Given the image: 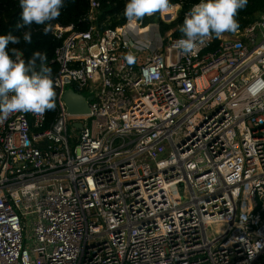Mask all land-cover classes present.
I'll return each instance as SVG.
<instances>
[{
	"label": "built area",
	"instance_id": "2783aa9c",
	"mask_svg": "<svg viewBox=\"0 0 264 264\" xmlns=\"http://www.w3.org/2000/svg\"><path fill=\"white\" fill-rule=\"evenodd\" d=\"M87 3L50 28L53 118L0 123V264H264V14L186 55L189 11L100 28Z\"/></svg>",
	"mask_w": 264,
	"mask_h": 264
},
{
	"label": "clouds",
	"instance_id": "9594fccd",
	"mask_svg": "<svg viewBox=\"0 0 264 264\" xmlns=\"http://www.w3.org/2000/svg\"><path fill=\"white\" fill-rule=\"evenodd\" d=\"M247 3L248 0H202L193 5L179 29L182 37L174 47L181 54L195 55L206 41L220 39L224 33H236L240 28L238 13ZM19 5L22 24L17 27H30L33 23L45 25L47 34L51 22L60 16L63 0H19ZM180 7L171 0H128L123 15L127 24L133 26L146 16L171 14ZM23 39L31 43V32H26ZM10 42L16 44L19 40L11 35H0V123L17 112L43 117L47 111L55 109L56 97L51 69L46 66L47 55L35 52L27 63L22 59L14 61L6 51ZM134 59L132 54L126 56L129 64L134 63Z\"/></svg>",
	"mask_w": 264,
	"mask_h": 264
},
{
	"label": "trees",
	"instance_id": "16d2710c",
	"mask_svg": "<svg viewBox=\"0 0 264 264\" xmlns=\"http://www.w3.org/2000/svg\"><path fill=\"white\" fill-rule=\"evenodd\" d=\"M202 0H171L173 4L181 5V13L190 11L192 6L200 3ZM128 0H101V12L98 15L96 24L102 27L103 23L114 28L123 24L126 20L123 15V10ZM88 3L87 0H63V7L60 9V16L57 20L52 21V24H59L67 26L73 24L78 27V30L83 31L88 28L83 18L87 14ZM264 14V0H248L246 8L240 10L237 20L240 24L238 31L243 30L247 26L260 20ZM22 8L19 5V0H0V35H11L18 38L19 43H9L6 51L10 58L14 59L19 55L25 63L32 58L33 53H46V66L51 69L52 78L57 73L58 67L52 62L54 58V51L59 45V42L53 37L51 30L47 34L44 32L45 25H36L33 23L30 27H17L22 24ZM180 23V17L176 21ZM162 24V23H161ZM175 24L161 25L168 29ZM26 32H31V43L25 42L23 37ZM231 34V33H230ZM174 35L181 36L182 33L177 31ZM218 39L213 38V45L218 43ZM13 49L16 53H13ZM39 63V62H37ZM54 116V110L47 111L48 121Z\"/></svg>",
	"mask_w": 264,
	"mask_h": 264
},
{
	"label": "water",
	"instance_id": "95a60500",
	"mask_svg": "<svg viewBox=\"0 0 264 264\" xmlns=\"http://www.w3.org/2000/svg\"><path fill=\"white\" fill-rule=\"evenodd\" d=\"M87 100H90L88 98ZM87 100L80 94L75 93L72 90H66L63 95V101L66 104L67 110L72 115H86L88 114ZM77 128H80L79 124H74Z\"/></svg>",
	"mask_w": 264,
	"mask_h": 264
},
{
	"label": "rangeland",
	"instance_id": "374dc122",
	"mask_svg": "<svg viewBox=\"0 0 264 264\" xmlns=\"http://www.w3.org/2000/svg\"><path fill=\"white\" fill-rule=\"evenodd\" d=\"M163 28H165V27L161 26V28H160L161 34H163L164 31L166 30V29H163ZM224 34H226L227 37H230V36H231V35H229L228 33H224ZM210 232H211V231H210Z\"/></svg>",
	"mask_w": 264,
	"mask_h": 264
},
{
	"label": "bare ground",
	"instance_id": "6f19581e",
	"mask_svg": "<svg viewBox=\"0 0 264 264\" xmlns=\"http://www.w3.org/2000/svg\"><path fill=\"white\" fill-rule=\"evenodd\" d=\"M166 16V15H165Z\"/></svg>",
	"mask_w": 264,
	"mask_h": 264
}]
</instances>
